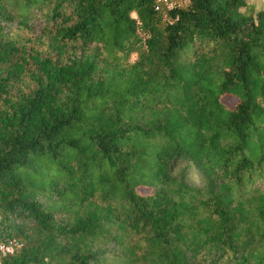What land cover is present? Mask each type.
Returning a JSON list of instances; mask_svg holds the SVG:
<instances>
[{
  "label": "trees",
  "instance_id": "1",
  "mask_svg": "<svg viewBox=\"0 0 264 264\" xmlns=\"http://www.w3.org/2000/svg\"><path fill=\"white\" fill-rule=\"evenodd\" d=\"M245 6L0 0V264H264Z\"/></svg>",
  "mask_w": 264,
  "mask_h": 264
},
{
  "label": "rangeland",
  "instance_id": "2",
  "mask_svg": "<svg viewBox=\"0 0 264 264\" xmlns=\"http://www.w3.org/2000/svg\"><path fill=\"white\" fill-rule=\"evenodd\" d=\"M260 11H264V0H246L245 8L241 9V12L252 16H255ZM135 58L136 56L133 55L130 61L133 62ZM226 104L231 108L235 104V99L228 100Z\"/></svg>",
  "mask_w": 264,
  "mask_h": 264
},
{
  "label": "built area",
  "instance_id": "3",
  "mask_svg": "<svg viewBox=\"0 0 264 264\" xmlns=\"http://www.w3.org/2000/svg\"><path fill=\"white\" fill-rule=\"evenodd\" d=\"M0 251H1L2 253H6V252H10L11 250L8 249V248H6V247H4V246H0Z\"/></svg>",
  "mask_w": 264,
  "mask_h": 264
}]
</instances>
